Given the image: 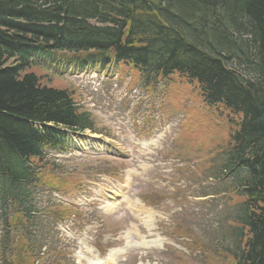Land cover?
Segmentation results:
<instances>
[{
  "label": "trees",
  "instance_id": "1",
  "mask_svg": "<svg viewBox=\"0 0 264 264\" xmlns=\"http://www.w3.org/2000/svg\"><path fill=\"white\" fill-rule=\"evenodd\" d=\"M55 54L79 66L114 60L178 73L206 104L242 114L225 165L243 198L233 264H264V0H0V200L10 208L29 201L44 150L66 149L61 129L92 128L70 93L26 72ZM32 209L15 211L8 226L31 220ZM19 249L20 264H32L34 252Z\"/></svg>",
  "mask_w": 264,
  "mask_h": 264
},
{
  "label": "rangeland",
  "instance_id": "2",
  "mask_svg": "<svg viewBox=\"0 0 264 264\" xmlns=\"http://www.w3.org/2000/svg\"><path fill=\"white\" fill-rule=\"evenodd\" d=\"M26 72L70 93L91 117L93 136L105 142L75 139L69 152L47 150L37 162L36 210L77 209L62 223L46 221L67 246L70 264H109L106 254L123 248L115 264H233L239 192L223 172L229 157L221 151L241 114L205 105L197 85L177 74L144 82L122 64L104 73L97 66L57 69L47 61ZM10 212L0 200V232ZM153 240L160 245L138 247Z\"/></svg>",
  "mask_w": 264,
  "mask_h": 264
},
{
  "label": "bare ground",
  "instance_id": "3",
  "mask_svg": "<svg viewBox=\"0 0 264 264\" xmlns=\"http://www.w3.org/2000/svg\"><path fill=\"white\" fill-rule=\"evenodd\" d=\"M161 242L158 241H144L141 246H138L139 248H143V249H149V248H153V247H157L160 245ZM129 248V247H128ZM127 249V248H126ZM124 252L123 250H114V251H110L107 256H106V260L109 264H115L116 261L118 260V257L120 255H122Z\"/></svg>",
  "mask_w": 264,
  "mask_h": 264
}]
</instances>
